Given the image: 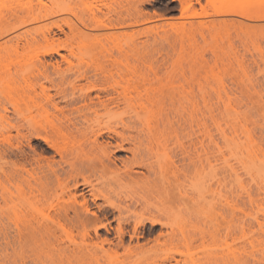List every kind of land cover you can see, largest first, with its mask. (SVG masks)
<instances>
[{
	"label": "bare ground",
	"instance_id": "6f19581e",
	"mask_svg": "<svg viewBox=\"0 0 264 264\" xmlns=\"http://www.w3.org/2000/svg\"><path fill=\"white\" fill-rule=\"evenodd\" d=\"M147 1L0 0V40L46 44L41 56L18 44L0 55V94L13 113L0 128V216L13 242L4 233L12 251L3 247L0 260L26 264L45 243L60 256L74 231V264H264V179L245 200L226 201L224 224L197 226L206 205L201 79L137 48L142 29L188 51L198 34L216 57L235 39L264 64V0H176L179 14L167 16L143 11ZM53 54L59 60L45 59Z\"/></svg>",
	"mask_w": 264,
	"mask_h": 264
},
{
	"label": "rangeland",
	"instance_id": "374dc122",
	"mask_svg": "<svg viewBox=\"0 0 264 264\" xmlns=\"http://www.w3.org/2000/svg\"><path fill=\"white\" fill-rule=\"evenodd\" d=\"M147 2L142 5V9L146 13L150 14L154 11L155 13L158 12V15L162 13L163 16H167L168 13H171V15L179 14L177 12L179 4H177L176 0H148ZM201 2L203 1L201 0ZM142 31L145 33L146 30L142 29ZM143 32L142 36L141 33L138 36V41L141 42L143 40V43L140 44L139 42L140 45L137 48L145 61L153 63L155 66L160 64L164 68L174 69V71L193 68L201 79L204 101L202 120L205 131L204 196L206 205L204 213L196 224L200 228L216 227L218 224H224L223 214H225L226 201L235 202L241 201L245 197L247 198V194L255 190V181L260 183L259 180L262 179L263 181L264 179V176L261 175L262 170H264V64L259 61L260 55L256 54L258 52L253 50L251 44H249L250 50L245 52L239 41L235 39L231 40V50L227 49L230 53L225 55L221 51V58L218 56L217 58L213 53L214 50L212 52V45L214 44L212 42L211 44L210 40L208 42L202 41L198 34L194 35V40L190 41L188 51L184 45L182 47L171 36H169L170 38L168 37L169 39L166 38V41H162L161 37H159L162 34L160 33L159 36H156V41H154L151 38L152 33H150V36L146 32L147 36ZM258 36L256 38H258L257 42L259 45H257L261 48V55H263L264 59V38ZM256 38L254 39L256 40ZM167 41L168 43H166ZM22 42V36L21 38L10 36V39L6 42L0 40V55L12 51L15 44H18V52L28 56H41L43 50L46 49V44L38 38L33 40L32 44L26 48H23ZM144 42L147 43L145 44ZM218 43L219 45L221 44L220 42ZM219 45L217 44V46ZM96 50V48H87L85 51L92 52ZM61 51L63 52V50ZM45 57L48 61L59 60L57 54ZM252 60H256L259 67ZM247 66L250 70L243 71L248 77L253 79L252 83L246 81L245 73L243 75L242 72V69ZM164 68L162 67V69ZM30 69V67H27L26 72L30 71ZM20 105L23 107V103H20ZM11 111L10 97H4L0 94V128L6 127L7 121H13V113ZM117 117L119 115L112 116L110 120L114 121ZM151 117L152 119H158L160 116ZM190 122L189 124H191ZM191 125L194 129L196 128L193 122ZM11 134H14V131ZM11 141L14 142V139ZM214 141L222 147L221 155L218 153V149L213 147ZM257 173H261L258 175L259 178ZM262 191H264V188ZM220 213L222 214L221 217ZM260 221L262 222V220ZM4 233L8 234L7 240L13 245L10 236L12 235L11 224L5 214L0 216L1 254H3V247L5 249L4 254L12 251L10 246L5 248ZM98 233L102 236L105 235L103 229L99 230ZM61 236L64 237V234H61ZM210 240L214 243L212 238ZM50 248L51 245L49 243L43 244L38 249L39 252L36 255L38 259L32 261L31 259L36 258V256H32L27 259L26 264H50L51 260H55L57 264H74L76 260L74 257V231L69 236V242L63 244L64 249L60 256H50ZM50 258L52 259L50 260ZM0 264L16 263H13L11 259H3L0 260Z\"/></svg>",
	"mask_w": 264,
	"mask_h": 264
}]
</instances>
